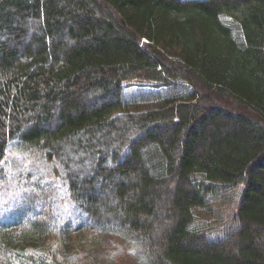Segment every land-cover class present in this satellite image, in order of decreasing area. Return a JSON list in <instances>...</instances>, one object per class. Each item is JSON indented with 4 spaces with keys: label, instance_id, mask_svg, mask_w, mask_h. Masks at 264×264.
Here are the masks:
<instances>
[{
    "label": "trees",
    "instance_id": "1",
    "mask_svg": "<svg viewBox=\"0 0 264 264\" xmlns=\"http://www.w3.org/2000/svg\"><path fill=\"white\" fill-rule=\"evenodd\" d=\"M0 193V264H264V0H0Z\"/></svg>",
    "mask_w": 264,
    "mask_h": 264
},
{
    "label": "rangeland",
    "instance_id": "2",
    "mask_svg": "<svg viewBox=\"0 0 264 264\" xmlns=\"http://www.w3.org/2000/svg\"><path fill=\"white\" fill-rule=\"evenodd\" d=\"M171 51L174 54L178 52L175 49ZM144 106L142 105L140 108ZM19 167L20 163L16 161L14 164L16 170L12 172H16ZM7 173L8 171H6ZM10 177L11 174L5 178L10 180ZM5 199L7 196L0 193V206ZM41 207L42 203L37 208ZM73 229L70 238L65 239L68 243L69 264H147L141 255L140 248L123 234H102L82 226ZM53 233H56V230ZM77 252L78 255L75 256Z\"/></svg>",
    "mask_w": 264,
    "mask_h": 264
}]
</instances>
